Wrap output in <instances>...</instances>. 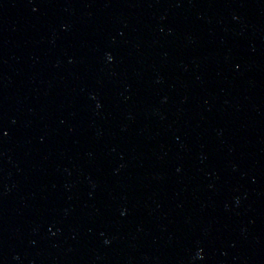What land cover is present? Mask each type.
<instances>
[{
  "label": "water",
  "instance_id": "water-1",
  "mask_svg": "<svg viewBox=\"0 0 264 264\" xmlns=\"http://www.w3.org/2000/svg\"><path fill=\"white\" fill-rule=\"evenodd\" d=\"M0 264H264V0H0Z\"/></svg>",
  "mask_w": 264,
  "mask_h": 264
}]
</instances>
